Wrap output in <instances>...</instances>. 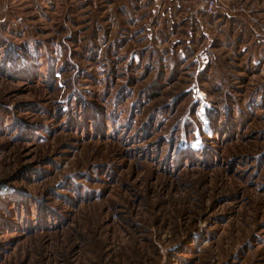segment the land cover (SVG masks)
I'll return each mask as SVG.
<instances>
[{
  "label": "rangeland",
  "instance_id": "374dc122",
  "mask_svg": "<svg viewBox=\"0 0 264 264\" xmlns=\"http://www.w3.org/2000/svg\"><path fill=\"white\" fill-rule=\"evenodd\" d=\"M0 264H264V0H0Z\"/></svg>",
  "mask_w": 264,
  "mask_h": 264
},
{
  "label": "built area",
  "instance_id": "2783aa9c",
  "mask_svg": "<svg viewBox=\"0 0 264 264\" xmlns=\"http://www.w3.org/2000/svg\"><path fill=\"white\" fill-rule=\"evenodd\" d=\"M206 1L210 10H213L217 6V0H206Z\"/></svg>",
  "mask_w": 264,
  "mask_h": 264
}]
</instances>
